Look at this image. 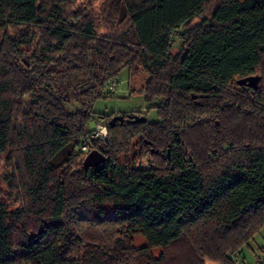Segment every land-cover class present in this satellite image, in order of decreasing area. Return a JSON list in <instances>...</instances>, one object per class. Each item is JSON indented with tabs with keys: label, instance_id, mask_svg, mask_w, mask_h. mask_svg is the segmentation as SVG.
Segmentation results:
<instances>
[{
	"label": "trees",
	"instance_id": "trees-1",
	"mask_svg": "<svg viewBox=\"0 0 264 264\" xmlns=\"http://www.w3.org/2000/svg\"><path fill=\"white\" fill-rule=\"evenodd\" d=\"M76 1L0 0V264H234L264 229V0H104V35ZM138 69L156 118L87 142Z\"/></svg>",
	"mask_w": 264,
	"mask_h": 264
},
{
	"label": "rangeland",
	"instance_id": "rangeland-1",
	"mask_svg": "<svg viewBox=\"0 0 264 264\" xmlns=\"http://www.w3.org/2000/svg\"><path fill=\"white\" fill-rule=\"evenodd\" d=\"M104 0H77L72 7V9H84L89 11L91 15H94L96 24H97V33L98 35H104L108 33H113L118 28L122 29L121 25H118L117 19H110L108 16L102 15L101 6ZM123 25V24H122ZM173 52L177 51L179 48V42L174 41ZM147 74L144 73L141 69H138L137 75L130 76L128 71L123 70L119 79L115 81V87L112 89L113 93L110 97L99 100L94 105L95 117L93 123L91 122L88 126V130H93L97 126H102L106 128V137L104 140L108 139V124L110 120L115 116H122L121 114L125 113L126 115H131V113H137L136 116L140 118H145L147 120H152L156 118V115L153 110H148L145 107L144 99H143V87L147 81ZM114 114L110 119L105 118L106 116ZM130 152L127 155H120L118 158V162L121 165L125 166H134L137 167L139 164H142L144 167L149 165L148 155L144 159L134 160L136 153H138V145H136V141L133 142ZM150 152H155L154 149H150ZM83 154V160L87 158L89 152H81ZM11 172V168L6 162V157H2L0 160V188L3 194L6 193L5 185L3 184V179L6 175H9ZM99 209L102 212L112 213V209L108 205H101ZM131 243L135 248H141L146 246V239L142 235H135L131 237ZM257 246L264 247V229L254 238L253 241L249 243V246H246L238 252L237 257L234 261H237L238 264H246L249 258L252 256L253 252L258 254L260 257L259 260L264 258V253L258 251L254 244ZM253 250V251H252ZM161 254V251L158 248L152 249V255L154 258H158ZM253 257V256H252ZM249 263V262H248ZM247 263V264H248ZM214 264V263H208ZM253 264V263H252ZM254 264H257V262Z\"/></svg>",
	"mask_w": 264,
	"mask_h": 264
},
{
	"label": "water",
	"instance_id": "water-1",
	"mask_svg": "<svg viewBox=\"0 0 264 264\" xmlns=\"http://www.w3.org/2000/svg\"><path fill=\"white\" fill-rule=\"evenodd\" d=\"M259 80L260 78L258 76L246 77L243 79H239L236 82V85L240 87H246L249 89H257ZM124 120L125 119L122 116H115L110 120L108 125L109 127H113L117 122L123 123ZM145 120H146L145 118H140V117L135 116L132 119H128L127 121L136 122V121H145ZM178 141L180 140L178 139ZM103 162H104V157L101 154L94 151V152L89 153L87 158L84 160V167L85 168L96 167L102 164Z\"/></svg>",
	"mask_w": 264,
	"mask_h": 264
},
{
	"label": "built area",
	"instance_id": "built-area-1",
	"mask_svg": "<svg viewBox=\"0 0 264 264\" xmlns=\"http://www.w3.org/2000/svg\"><path fill=\"white\" fill-rule=\"evenodd\" d=\"M115 87V81H111L109 83V89L112 90ZM106 137V128L102 126H97L95 129L86 137L87 142H90L91 140H104ZM81 152H88V146L87 145H81L80 146ZM235 264H238L236 261ZM257 264H264V259L257 262Z\"/></svg>",
	"mask_w": 264,
	"mask_h": 264
},
{
	"label": "crops",
	"instance_id": "crops-1",
	"mask_svg": "<svg viewBox=\"0 0 264 264\" xmlns=\"http://www.w3.org/2000/svg\"><path fill=\"white\" fill-rule=\"evenodd\" d=\"M261 232V231H260ZM256 237V236H255ZM254 244V243H253ZM249 246V245H248ZM254 246H255V248L258 250V251H260L261 253H264V247H260V246H258V244H257V246L254 244ZM253 251V250H252ZM253 256V257H252ZM252 256L249 258V260H247L248 262H246V264L248 263V264H254V262L256 263V262H259L260 260V257L258 256V254H255L254 252H253V254H252ZM262 259H264V258H262ZM244 264V263H243Z\"/></svg>",
	"mask_w": 264,
	"mask_h": 264
},
{
	"label": "flooded vegetation",
	"instance_id": "flooded-vegetation-1",
	"mask_svg": "<svg viewBox=\"0 0 264 264\" xmlns=\"http://www.w3.org/2000/svg\"><path fill=\"white\" fill-rule=\"evenodd\" d=\"M136 114H137V113H134V112H133V113H131V115H127V118H125V119H126V121L128 120V118H130V119H131V118L135 117V116H136ZM156 154H157V152H156ZM167 158H169V152H167Z\"/></svg>",
	"mask_w": 264,
	"mask_h": 264
}]
</instances>
